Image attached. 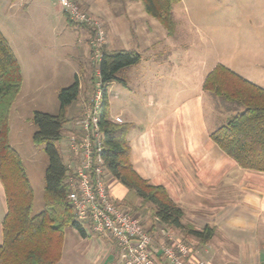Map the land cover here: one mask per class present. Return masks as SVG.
<instances>
[{
    "label": "rangeland",
    "instance_id": "374dc122",
    "mask_svg": "<svg viewBox=\"0 0 264 264\" xmlns=\"http://www.w3.org/2000/svg\"><path fill=\"white\" fill-rule=\"evenodd\" d=\"M72 1L101 24L106 47L134 49L140 53V63L128 70L132 80L130 87H123L117 81L108 85L111 112L118 114L125 105L137 126L144 125L149 113L144 96L136 90L138 73L144 69L147 56L155 53L163 40H176L172 58L177 61L173 66H178V72L175 80L164 79L157 85L161 99L180 89H186L188 97L202 93L204 99L213 98L212 115L205 107V119L211 128L225 122L218 115L221 100L201 89L204 77L216 64H223L264 87V0H179L172 8L174 33L170 37L144 10L140 0ZM63 13L58 0H0V29L19 57L24 74L22 90L11 109L9 126L12 147L22 156L34 190L32 214L43 208L44 171L48 163L44 145L35 144L31 139L35 131L32 113L37 110L58 114V90L70 85L78 72L82 89L77 100L66 109L65 116H82L96 87L90 81L97 78V59L90 53V30L87 26L69 23ZM113 26L118 28V33L111 35ZM146 29H150L149 35ZM32 54L46 59L49 54L53 55V69L43 70L41 80H34V75L36 78L39 74L32 71ZM84 57L88 62L83 68ZM180 59L182 63L178 65ZM71 125L72 122H68L62 126V138L56 143L65 161L70 158L67 138ZM141 211L148 212L146 208ZM69 230L65 229L67 240ZM86 232L92 234L88 229Z\"/></svg>",
    "mask_w": 264,
    "mask_h": 264
},
{
    "label": "trees",
    "instance_id": "16d2710c",
    "mask_svg": "<svg viewBox=\"0 0 264 264\" xmlns=\"http://www.w3.org/2000/svg\"><path fill=\"white\" fill-rule=\"evenodd\" d=\"M140 1L144 10L172 35V8L179 0ZM63 15L72 23L66 13ZM100 50L98 76L91 81L94 85L100 81L102 85L99 125L103 134L105 168L127 188L119 203L133 214L146 208L153 218L166 226L194 236L199 243L209 241L214 227L205 225L195 229L184 223L181 207L169 197L165 188L137 174L130 162L126 138L129 126L109 118L107 86L113 81L125 85L124 72L140 61V53L134 49L109 50L104 44ZM22 81L19 61L0 31V181L6 202L1 223L0 264H57L62 255L65 229L72 227L81 235L86 231L75 219L68 199L66 161L56 147L62 138V126L80 118L65 116L66 109L78 98L79 80L75 75L70 85L58 90V114L37 110L32 113L31 121L35 125L32 141L44 145L48 159L44 171L43 208L36 214H32L34 190L20 155L9 142L10 113ZM202 88L218 97L221 108L228 114L225 122L210 132V139L240 167L264 172V87L219 63L206 74Z\"/></svg>",
    "mask_w": 264,
    "mask_h": 264
},
{
    "label": "crops",
    "instance_id": "0c3cea01",
    "mask_svg": "<svg viewBox=\"0 0 264 264\" xmlns=\"http://www.w3.org/2000/svg\"><path fill=\"white\" fill-rule=\"evenodd\" d=\"M116 29L114 26L111 28V35L116 34ZM146 31L147 35L151 32L150 29ZM175 42L160 41L156 52L147 56L144 69L138 73L136 90L144 96L149 110L144 125L137 126L130 119L132 113L129 114L125 105L120 107L118 114L111 112L107 86L108 115L111 120L120 117L122 123L129 126L126 138L130 147V162L137 174L151 184L165 188L169 197L181 207L184 223L191 224L195 229L210 225L214 227V234L209 241L199 243L194 236L166 226L148 212L140 211L137 215L156 240L162 241L164 234L170 233L186 242L194 259H202L207 264H264V172L240 167L210 139L209 134L215 128H211L205 119V107L212 115L213 98L204 99L202 93L188 97V91L180 89L169 92L166 102L161 99L160 86L157 85H161L164 79L175 80L178 72V66H173L177 61L172 58ZM16 57L23 78L21 92L24 74L19 57ZM52 57L49 54L46 59L32 54V71L39 74L36 78L34 75L35 81L42 79L43 70L53 69ZM87 62L84 57L83 68ZM129 68L124 72L125 85L120 83L123 87H130L129 82L132 81L128 75ZM96 73L98 76V70ZM82 85L80 79L79 90ZM218 115L225 121L228 114L221 108ZM73 127L74 123L70 130ZM10 135L9 126L12 146ZM110 182L111 193L121 201L127 188L112 177ZM5 213V193L0 181V244ZM69 228L70 237L67 240L66 231ZM69 228H66L62 255L57 264H119L118 249L110 236L86 231L85 235H81L76 229ZM90 251L92 255H89ZM153 254L156 264H169L156 248H153Z\"/></svg>",
    "mask_w": 264,
    "mask_h": 264
},
{
    "label": "built area",
    "instance_id": "2783aa9c",
    "mask_svg": "<svg viewBox=\"0 0 264 264\" xmlns=\"http://www.w3.org/2000/svg\"><path fill=\"white\" fill-rule=\"evenodd\" d=\"M70 21L91 30L90 47L97 61L104 42L101 24L72 0H58ZM102 85L96 82L91 100L74 122L67 138L70 158L66 161L68 199L76 221L86 230L110 236L118 249L119 264H156L153 248L169 264H207L194 259L188 244L170 233L158 241L137 214L121 205L111 193L110 178L103 159V134L99 125ZM122 123L120 117L113 119Z\"/></svg>",
    "mask_w": 264,
    "mask_h": 264
}]
</instances>
